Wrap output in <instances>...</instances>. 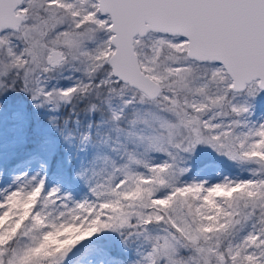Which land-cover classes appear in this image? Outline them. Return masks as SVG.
I'll return each mask as SVG.
<instances>
[{"label":"snow or ice","instance_id":"obj_1","mask_svg":"<svg viewBox=\"0 0 264 264\" xmlns=\"http://www.w3.org/2000/svg\"><path fill=\"white\" fill-rule=\"evenodd\" d=\"M0 264H264V0H0Z\"/></svg>","mask_w":264,"mask_h":264}]
</instances>
